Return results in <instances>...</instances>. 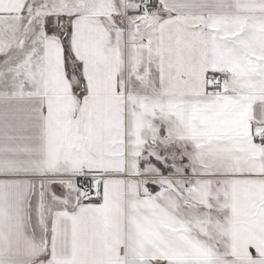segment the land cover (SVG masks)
I'll return each instance as SVG.
<instances>
[{"label": "snow or ice", "instance_id": "obj_1", "mask_svg": "<svg viewBox=\"0 0 264 264\" xmlns=\"http://www.w3.org/2000/svg\"><path fill=\"white\" fill-rule=\"evenodd\" d=\"M0 264H264V0H0Z\"/></svg>", "mask_w": 264, "mask_h": 264}]
</instances>
